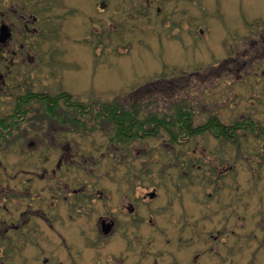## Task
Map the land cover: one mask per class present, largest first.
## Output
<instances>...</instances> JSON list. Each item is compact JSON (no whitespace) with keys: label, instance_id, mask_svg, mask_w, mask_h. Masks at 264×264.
<instances>
[{"label":"rangeland","instance_id":"374dc122","mask_svg":"<svg viewBox=\"0 0 264 264\" xmlns=\"http://www.w3.org/2000/svg\"><path fill=\"white\" fill-rule=\"evenodd\" d=\"M50 2L40 17L54 18L55 37L46 36L44 23L42 52L13 55L24 67L44 63L45 78L32 89L53 92L63 83L77 102L114 105L139 120L175 118L182 107L191 113L192 127L211 116L228 127L243 120L264 124V0ZM101 116L82 113L78 130L52 121L44 128L48 147L0 151V177L9 178L3 191L0 185L1 196L14 189L0 199V221L16 223L24 210L31 217L21 229L0 233V264H172L200 253L197 264H264V223L235 224V214L244 210L250 211L238 216L264 217L263 137L240 128L236 143L211 131L183 134L175 143L159 129L122 139ZM61 148L69 156L66 169L56 168ZM47 153L45 167L56 176L28 184L36 202L17 195L15 170L22 164L40 175L41 165L33 162ZM151 187L158 189L156 197L139 198V218L130 223L121 205ZM235 187L250 193L236 194ZM96 188L104 194L91 203L84 197L96 195ZM83 198L91 207L78 215ZM67 213L74 215L68 219ZM111 214L118 223L114 236L89 244L96 235L89 223L99 227L96 217ZM48 216H56L53 227Z\"/></svg>","mask_w":264,"mask_h":264},{"label":"flooded vegetation","instance_id":"af4514ba","mask_svg":"<svg viewBox=\"0 0 264 264\" xmlns=\"http://www.w3.org/2000/svg\"><path fill=\"white\" fill-rule=\"evenodd\" d=\"M48 4H51L50 0H0V151L6 148L7 146H15L16 148L23 149L44 144L45 147H48L46 132L44 128H47L52 121V124L54 126L60 125L64 128L68 126L69 129L71 128V126H73L75 130H78V126L82 125V113L88 112L92 114V118H96V112L101 111V109L104 110L105 108L110 107V105L101 106L102 104L97 107L93 99H90V103L88 104H85V102L81 103L80 101L77 102L73 100V98L76 97L73 96L71 91L67 92L62 88L63 83L59 84L60 87L58 86L57 91L53 92L34 90L32 89V87L35 85L36 81L40 78H45L44 63L40 60H37L35 61V63L32 62L26 67L14 63L15 58L13 57V55H20V57L24 59L25 56L30 54L31 52L34 54H39L40 52H42V24H48V33H46V36H51V38L55 37L56 34H54L55 27L53 23L54 18L49 16H44V18L40 17V14H42L40 13V8L43 6L48 7ZM52 45L55 46L54 44ZM53 49L54 48H52V50ZM64 83L66 87H68V83L66 80L64 81ZM60 104H62V106H60ZM40 105L43 108L33 109V107H37ZM58 107L59 113H57ZM53 119H55L57 123L54 122ZM28 121H31V123L28 124ZM144 126L146 125L144 124ZM146 129L147 128L144 127L143 131H140L138 133V136L145 137V134L147 133ZM244 129L250 130L258 136L264 138V124L262 126L255 124V127L251 125V127L249 126V128ZM38 138H42L43 140H38ZM34 140H38V142H35ZM236 140L237 139H230V141H224L229 143H236ZM64 141L67 140H63V142ZM62 150L63 149L61 148L60 153L58 152V164L56 167L57 169H60L62 166L64 169L68 167L67 165H64V162L69 158V156L65 155V151ZM48 156V153L42 154V156H39V158H37L38 161L33 162L38 163L39 166L41 165L43 173H41L40 175L36 172L33 173L32 169H24L22 167V164L19 166L18 169L15 170V176L18 177L15 180H17L19 185H21L17 191L15 190L17 195H24L23 198L25 196L32 195V202L37 201L36 196L33 195V190H31V187H29L28 184H30V182H34V180L36 179H44L47 181H51V179H53L58 173L53 168H50V170H48L47 167H45V164H47ZM2 170L5 171L6 167H3ZM19 173H22L21 177ZM65 173L68 172L65 171ZM254 176L255 174L250 177L251 180H253ZM0 180L1 182L5 183H0V185L2 186L1 189L3 191V186L8 184L9 178L0 177ZM24 185L28 186L25 187ZM89 186L90 185L84 187L87 189L89 188ZM245 186L256 185L252 184ZM69 189H71L72 192H77L76 194H79V191H83L82 187H72ZM8 190L14 192V189L12 188H9ZM95 190H97L96 195L90 196V194H87V196L84 195L85 197H83L92 199L91 203H94V198L104 194L97 188ZM8 192L5 196H1L0 191V199L6 200ZM151 192H155V195L153 197H150ZM157 192V188L151 187V189H148L147 192L145 191L143 194L140 195L137 194L133 196V199L131 200H126V203L121 205L122 207L120 212H122V216L127 218L126 220H128L130 223L134 224V222L138 220L140 214L138 212L139 202L137 200L140 198V201L143 203L151 202L156 197ZM234 192L236 194L250 193V191L242 190L241 187H235ZM80 196L82 197L81 194ZM84 198L81 199L82 202L76 203L78 208H76L75 212L78 215H84L86 213L85 211L81 213V209L91 207V203H86L84 201ZM29 206L31 207L30 204ZM36 209L37 208H34L33 210ZM42 210L46 212L44 209ZM37 211L41 213L39 209L36 210V212ZM247 211L250 210H244L240 213L235 214V224L236 219L237 221H239V224H241L238 226H245L247 222L251 221H256L259 224L264 223L263 216L261 220L257 216H238V214H244V212ZM260 212L262 213L261 210ZM26 214V210L21 211L19 219L16 221V223L14 221L6 223L4 219L1 220L0 233L9 234L13 230L17 231L21 229L23 225L31 219V217L26 216ZM72 215L74 214L67 213L66 216L68 219H70ZM59 216L60 215H58L57 217L58 221H60ZM55 218L56 216L53 217V220ZM96 218L99 227H95V224H89L91 225L90 228L92 227V229L90 230H96L95 234L97 236L94 235L93 232H91L94 236L87 238V240L90 241L89 244L96 243L97 240H95V238H97L98 240L99 238L101 240H107L112 238L118 226L117 219L115 218L114 214H111L109 216L99 215ZM47 219L49 220V224L47 226L53 227L54 221L51 219L50 216H48ZM17 223H19V225H17ZM75 224L77 223H74L73 229H75ZM106 226L109 227L106 229ZM193 226L198 227L197 224H193ZM87 227L89 228V226ZM67 247L71 256L72 247ZM74 251L78 252V249L73 250V252ZM200 256L201 253L193 255V257H188L187 259H182V261L172 260V264H197L201 259ZM75 264L82 263L77 261Z\"/></svg>","mask_w":264,"mask_h":264},{"label":"trees","instance_id":"16d2710c","mask_svg":"<svg viewBox=\"0 0 264 264\" xmlns=\"http://www.w3.org/2000/svg\"><path fill=\"white\" fill-rule=\"evenodd\" d=\"M175 114V118L171 117L168 120L159 118L157 115H149L144 118V120H139L136 116V112L132 113L131 111L112 105L104 110L101 109V111L96 112V118L99 115H102L101 117L108 119L111 124L113 123L116 127V137L122 139L126 137L133 139L140 131H143L145 124L147 126V133L145 135H155L158 134L159 129H163L170 134L172 142L175 143H177L178 139H180V136H183V134L198 135L207 131H211L218 137L221 136L225 141H230V139H237L236 131L240 128H249L251 125L255 127L256 124L252 120H243L235 122L233 125L228 127L223 123H220L216 117L211 116L205 124L192 127V117L188 109L184 110L182 107H176ZM83 125L84 124H82V126ZM175 131H177L176 134Z\"/></svg>","mask_w":264,"mask_h":264},{"label":"water","instance_id":"95a60500","mask_svg":"<svg viewBox=\"0 0 264 264\" xmlns=\"http://www.w3.org/2000/svg\"><path fill=\"white\" fill-rule=\"evenodd\" d=\"M155 195V192H151L150 193V197H153ZM109 226H106V229L108 228Z\"/></svg>","mask_w":264,"mask_h":264}]
</instances>
